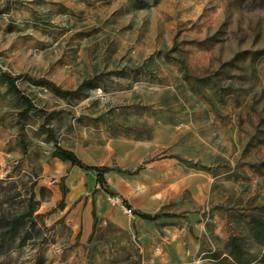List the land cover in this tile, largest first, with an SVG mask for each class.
<instances>
[{"label":"rangeland","instance_id":"rangeland-1","mask_svg":"<svg viewBox=\"0 0 264 264\" xmlns=\"http://www.w3.org/2000/svg\"><path fill=\"white\" fill-rule=\"evenodd\" d=\"M254 219L264 0H0V264H264Z\"/></svg>","mask_w":264,"mask_h":264},{"label":"trees","instance_id":"trees-1","mask_svg":"<svg viewBox=\"0 0 264 264\" xmlns=\"http://www.w3.org/2000/svg\"><path fill=\"white\" fill-rule=\"evenodd\" d=\"M6 80H7L8 84L10 85V87L12 89H14L15 91H17L14 84H13V81L7 77H6ZM48 87L53 92H55L59 95H62V96H72V95H75L79 92V88L75 89V90L62 91V90L56 88L53 84H48ZM24 103L27 106V108L30 107V103L28 102V100L26 98L24 99ZM54 153H55V156L58 157L60 160L69 162L70 165H72V166H77L78 168L85 170V171H93L95 173L96 183L99 184L101 186V188L106 193L113 195V193L109 190V188L107 186V182H106L105 176H104L105 173L111 169L110 167L85 164L83 161H81L77 157V155L73 151H71L69 149L62 148L60 146H55ZM123 202H125V200H123ZM140 217L142 219H145V220L156 219L155 215H150V214H140ZM7 225L9 226V231H14L15 225H16L15 223L13 224L11 222H8ZM252 227H253V231H254V234L256 235V237L258 239L264 240V224H261L259 221L254 219L252 221Z\"/></svg>","mask_w":264,"mask_h":264}]
</instances>
